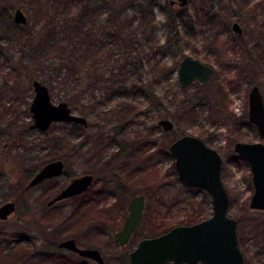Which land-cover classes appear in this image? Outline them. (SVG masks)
<instances>
[{
    "label": "rangeland",
    "instance_id": "374dc122",
    "mask_svg": "<svg viewBox=\"0 0 264 264\" xmlns=\"http://www.w3.org/2000/svg\"><path fill=\"white\" fill-rule=\"evenodd\" d=\"M39 1L0 0V206L17 202L16 212L0 220V264H97L51 247L66 238L76 239L81 247L98 248L105 264H128V253L142 238L158 235L179 220L210 217L211 196L179 178L169 151L170 144L184 134L200 137L222 156L229 214L238 220L245 264H264V211L249 206L254 192L250 165L233 149L236 141H264L248 115L252 86L258 85L264 97V0H189L184 7L171 5L170 0H152L150 19L157 37L161 44L171 41L155 50L153 41L143 42L141 50L140 44L135 46V53L144 56L143 79L149 94L132 92L108 100L98 98L104 88L98 84L69 103L74 113L87 118L86 127L56 121L46 131L30 127L32 81L55 76L48 65L66 53L60 46L26 48L27 33L30 30L45 41L48 37L42 34L49 29V19L60 24L66 16H78L82 3L59 0L37 21ZM85 1L94 3L85 22L106 42L107 53L117 63L125 47L110 36L113 25L103 24L115 8L126 11L122 17L133 16V23L140 24L136 3ZM96 3L101 5L100 13ZM171 8L178 9L174 16L178 31L173 34L165 26ZM17 9L26 15L27 28L15 22ZM236 21L242 35L232 30ZM185 55L213 68L209 83L196 80L181 87L177 69ZM100 56V63L92 67ZM106 56L93 49L88 53L90 60L78 70L79 87L96 67L100 72L111 70ZM49 89L54 103L71 95L58 81ZM162 118L172 120L171 131L153 123ZM56 141L60 142L58 159L65 162L64 175L26 190L31 178L57 159L52 158ZM87 173L94 175V182L86 192L48 204L71 179ZM138 194L146 195L144 216L123 246L115 233L125 222L130 200Z\"/></svg>",
    "mask_w": 264,
    "mask_h": 264
},
{
    "label": "water",
    "instance_id": "95a60500",
    "mask_svg": "<svg viewBox=\"0 0 264 264\" xmlns=\"http://www.w3.org/2000/svg\"><path fill=\"white\" fill-rule=\"evenodd\" d=\"M189 0H170L171 5L184 7ZM14 20L18 24H27V17L17 9ZM237 33H242L238 22L233 24ZM213 68L201 60L185 55L177 69L178 80L182 88L199 80L203 84L210 81ZM35 92L30 106L32 129L46 131L53 122L63 121L82 126L88 125L85 116L73 112L67 101L54 103L49 86L39 79L32 81ZM249 120L264 138V97L258 85L249 92ZM165 131H171L174 123L169 118L154 121ZM234 151L250 165L254 192L249 206L264 211V141H236ZM175 159V169L179 178L188 186L206 191L211 196L212 214L210 217L193 224L176 225L164 233L144 237L128 253V264H245L243 252L239 247L238 220L229 214L230 196L221 172L223 158L220 153L206 144L198 136L184 134L176 138L169 146ZM65 162L56 159L46 163L29 181L26 188L31 189L43 181L64 175ZM93 174L87 173L71 181L49 201H57L78 196L86 192L93 184ZM146 207V195H135L128 204L129 213L120 230L115 233L116 240L126 245L139 227ZM16 211L15 201L0 206V220H7ZM61 249H67L79 256L105 264V258L98 248L81 247L74 238H66L58 243Z\"/></svg>",
    "mask_w": 264,
    "mask_h": 264
},
{
    "label": "trees",
    "instance_id": "16d2710c",
    "mask_svg": "<svg viewBox=\"0 0 264 264\" xmlns=\"http://www.w3.org/2000/svg\"><path fill=\"white\" fill-rule=\"evenodd\" d=\"M58 1L59 0H40L37 21L43 19L44 17H42V15L45 13L47 8L49 9L51 5L57 3ZM78 1L82 3L80 4L82 5V8L79 9L78 16H66L65 18L58 21L60 22V24H52L49 19V23H47V27H49V29L46 34H42L45 36L47 35L48 39L44 37L43 40L48 43L42 41L41 37L35 35L30 30L27 33V38L25 41L26 48L35 49L38 46L43 47V45L52 47L60 46L66 53L59 59V61H51L48 65V68L52 69V73L55 72L56 75L53 76L52 74H47V76H45L42 81L49 87L54 85V81H58L61 85H63V87L67 88L66 91H68V93H71V95L67 98V102L70 104L75 103V101L85 92H87L89 89H92L98 84L104 87L102 89L103 94L98 98H106L108 100L114 99L117 95H119L120 97H126L132 92L149 94L147 82L145 78L143 79V72L145 71L144 56H142L140 52L139 54L135 53L137 52L134 51L137 50L135 46L137 47V45L140 44L139 49L141 50L140 47H143V42L153 41L152 49L155 50L156 47H168L171 41V39L169 38L168 41H166L164 44H161V39H158L157 37L156 27L153 23L154 19H150L154 15V6L152 4V0H130L128 2V4L136 3V11L142 15V20L138 25L133 23V16L122 17V13H126V11L116 8L111 14L112 17H107L105 19L106 24H103V26H109L110 24L113 25V27L111 28L113 31L110 32V36H112L115 40H120L119 43L123 44V46L125 47V52L122 53L121 57L118 58L117 63L112 62L114 60L112 53H107L108 51H106V42L100 38L101 36L95 34L96 31L93 26H89L87 22H85V17L89 14L94 3L85 0ZM95 7L100 13L99 9L101 8V5H98L96 3ZM177 10L178 9L171 8V14L168 16L167 23L165 25L167 26V29L171 32V34H173L174 30H177L176 19L174 18V16H176ZM61 24L65 26L64 33V29H59ZM18 26L21 29L28 27L26 26V24H18ZM59 35H61V38H59ZM92 49L98 53L101 52V54H108V56L104 58L108 59L106 61H110L109 63L111 65V70H109L108 73L100 72L98 67H96L95 69H93V72L88 75L89 80L84 83V85L79 87L82 75H79L78 70H81L80 67L82 68L84 64H87L88 60H90L88 58V53ZM100 60L101 56L98 60H96L95 58L93 60V64H91L92 67L98 65L100 63ZM76 67H78V69ZM60 77L61 80L56 79ZM91 95H93L94 99L97 98L96 95ZM59 143V141L55 142V149L58 148ZM55 157L57 159L59 157L58 149L53 151L52 158ZM201 220L203 219L198 217L187 218L181 221L179 220L177 223L168 224L166 228L163 229L162 233L166 232L176 225L193 224ZM51 247H53V249L58 248V245L53 244L51 245Z\"/></svg>",
    "mask_w": 264,
    "mask_h": 264
},
{
    "label": "flooded vegetation",
    "instance_id": "af4514ba",
    "mask_svg": "<svg viewBox=\"0 0 264 264\" xmlns=\"http://www.w3.org/2000/svg\"><path fill=\"white\" fill-rule=\"evenodd\" d=\"M236 22H237V21H236ZM234 23H235V22H234ZM234 23H233V24H234ZM233 24H232V30H233L234 32H236V31L233 29ZM239 25H240V24H239ZM241 28H242V27H241ZM237 34H238V35H242V34H243V29H242V33H241V34H240V33H237ZM251 50H252V49H251ZM59 159H61V158H59ZM55 160H56V159H55ZM52 161H53V160H52ZM93 176H94V175H93ZM50 179H51V178H50ZM47 180H48V179H47ZM43 182H44V181H43ZM40 184H41V183H40ZM38 185H39V184H38ZM35 187H36V186H35ZM33 188H34V187H33ZM26 190H29V189L26 188ZM15 203H16V209H17V202H15ZM48 204H49V202H48ZM15 212H16V211H15ZM11 216H12V215H11ZM11 216H10V217H11ZM10 217H9V218H10ZM9 218H8V219H9ZM8 219H7V220H8ZM75 240H76V239H75ZM76 242H77V241H76ZM77 244H78V243H77ZM78 245H79V244H78Z\"/></svg>",
    "mask_w": 264,
    "mask_h": 264
}]
</instances>
